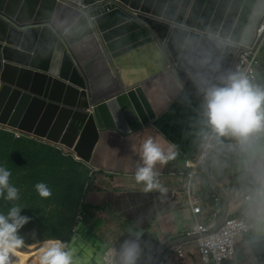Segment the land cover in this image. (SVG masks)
Instances as JSON below:
<instances>
[{"label":"water","instance_id":"1","mask_svg":"<svg viewBox=\"0 0 264 264\" xmlns=\"http://www.w3.org/2000/svg\"><path fill=\"white\" fill-rule=\"evenodd\" d=\"M263 14L264 0H0V125L89 163L102 131L150 125L230 68ZM227 217L225 202L212 231Z\"/></svg>","mask_w":264,"mask_h":264},{"label":"crops","instance_id":"2","mask_svg":"<svg viewBox=\"0 0 264 264\" xmlns=\"http://www.w3.org/2000/svg\"><path fill=\"white\" fill-rule=\"evenodd\" d=\"M257 72V82L264 83V48ZM185 85L187 87L166 103L163 112L150 125L129 133L102 131L91 161H78L87 164L91 178L79 206L82 219L76 222L78 225L75 224L74 234L69 239L75 238L73 243L80 264H100L99 258L105 249L118 247L120 241L129 238L133 231L140 234L141 252L137 264H152L158 255L157 264H202L194 240L186 237V231L195 223V215L183 186L188 171L185 161L198 158L207 128L199 115V98L193 83ZM0 128L12 133L16 130L2 125ZM148 134L161 135L177 146L174 159L154 166L164 191L159 188L145 190L131 174L139 160L134 147ZM258 135L260 147L247 153L240 152L231 138H222L223 143L218 145L212 157L209 156L208 174L206 162L203 171L192 181V194L202 200L199 220L208 221L214 208V200L211 203V198L206 201L201 195L207 190L201 187L205 172L220 199L222 214L226 202L227 216H243L255 224L250 233L238 236L235 257L224 264H264V234L255 223L258 209L264 207L261 196L264 192V133ZM58 146L64 152L72 153ZM237 156L241 159L237 160ZM215 186L223 192L226 201ZM170 245L172 248L166 249ZM178 245L185 248L182 259L176 257Z\"/></svg>","mask_w":264,"mask_h":264},{"label":"clouds","instance_id":"3","mask_svg":"<svg viewBox=\"0 0 264 264\" xmlns=\"http://www.w3.org/2000/svg\"><path fill=\"white\" fill-rule=\"evenodd\" d=\"M193 86L199 98L201 121L218 143H223L222 138H231L238 150L245 153L260 147L257 141L258 134L264 133V83L257 82L250 69L224 68L212 78L199 74L193 79ZM176 147L161 135L144 136L134 147L139 157L131 173L134 181L145 190L164 191L154 166L174 159ZM10 176L11 170L0 163V198L12 202L6 209L0 208V264H25L23 254L18 251L25 242L18 230L30 217L22 213V205L15 203L19 189L10 182ZM34 188L41 197L51 195L44 181H37ZM261 196L264 197V192ZM255 223L264 234V207L258 209ZM139 235V232H130V237L120 241L118 247L105 249L99 258L100 264H137L141 252ZM73 241L58 237L45 239L39 246L35 264H80Z\"/></svg>","mask_w":264,"mask_h":264},{"label":"trees","instance_id":"4","mask_svg":"<svg viewBox=\"0 0 264 264\" xmlns=\"http://www.w3.org/2000/svg\"><path fill=\"white\" fill-rule=\"evenodd\" d=\"M0 163L11 170L10 182L19 189V199L15 203L22 205V213L30 217L18 230L25 242L19 250L30 252L28 246H39L49 237L72 238L86 184L88 189L90 186L87 164L76 161L71 153L56 146L28 136L17 138L2 128ZM37 181L47 184L51 189L50 196L41 197L36 193L34 184ZM201 187L207 189L201 193L202 197L206 201L211 198L212 203L216 193L205 172ZM11 203L0 198V208L6 209Z\"/></svg>","mask_w":264,"mask_h":264},{"label":"built area","instance_id":"5","mask_svg":"<svg viewBox=\"0 0 264 264\" xmlns=\"http://www.w3.org/2000/svg\"><path fill=\"white\" fill-rule=\"evenodd\" d=\"M80 6L85 8L84 4H80ZM263 48L264 14L256 28L252 41L249 45L239 46V50L235 54L230 68L240 66L245 69H250L251 75L257 81L259 78L257 68L260 65ZM14 134L17 138L28 136L39 139L38 137L18 130H14ZM44 141L56 146L60 145L46 139H44ZM219 144L220 143L217 142L215 136L207 130L201 142L200 154L198 158L195 160L185 161V167L188 168V171L186 173V181L183 189L187 194L192 212L195 215V223L186 231V237L194 239L202 264H224L226 261L232 260L236 254L237 237L241 234L250 233L255 226L254 222L247 220L243 216H228L217 230L212 231L222 214V205L219 197L216 195H214L213 198L214 208L211 213V218L208 219V221H201L198 219V214L201 212L202 208V200L201 197H197L192 194V181L197 175H199L200 172L203 171L204 165L211 152L214 151ZM60 146L66 148L63 145ZM59 148L61 149V147ZM72 155L76 161H82V159L76 156V154L73 153ZM81 219L82 213L79 210L76 222L81 221ZM37 249H35V251ZM175 253L178 259H182L186 254L184 246H176Z\"/></svg>","mask_w":264,"mask_h":264},{"label":"rangeland","instance_id":"6","mask_svg":"<svg viewBox=\"0 0 264 264\" xmlns=\"http://www.w3.org/2000/svg\"><path fill=\"white\" fill-rule=\"evenodd\" d=\"M64 150L67 151L68 149H67V148H64ZM85 195H86V193H85ZM86 201H87L86 199L83 200L84 204L86 203ZM85 205H86V204H85ZM81 212H82V211H81ZM239 238H240V237H237V240H238ZM39 246H40V245H39ZM39 246L35 245V248H33V249H32V247H28V248L30 249V252H29V253L32 254L33 251H35V249H37V248L39 249ZM27 253H28V252H27ZM25 254H26V253H25ZM35 256H36V254H34V255L32 254L30 260H28V262H26V264H35V261H36ZM33 261H34V262H33Z\"/></svg>","mask_w":264,"mask_h":264},{"label":"bare ground","instance_id":"7","mask_svg":"<svg viewBox=\"0 0 264 264\" xmlns=\"http://www.w3.org/2000/svg\"><path fill=\"white\" fill-rule=\"evenodd\" d=\"M75 130H76V128H75ZM76 225H78V224H76ZM29 247H32V249H33V248H35V245H30ZM18 251H19L20 253L23 254V256H24V258H25V264H26V262H28V260H30L32 254H33V255L36 254V256H37V253H38V249H37L36 251H33L32 254H30L29 252L27 253V252H25V251L19 250V249H18ZM25 253H26V254H25ZM36 256H35V258H36ZM15 259H16V258H15ZM15 259H14V260H15ZM33 262H34V261H33Z\"/></svg>","mask_w":264,"mask_h":264}]
</instances>
